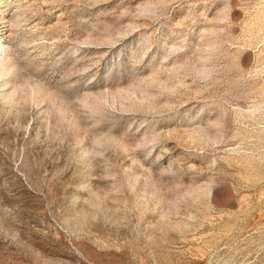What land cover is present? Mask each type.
<instances>
[{
  "label": "rangeland",
  "instance_id": "rangeland-1",
  "mask_svg": "<svg viewBox=\"0 0 264 264\" xmlns=\"http://www.w3.org/2000/svg\"><path fill=\"white\" fill-rule=\"evenodd\" d=\"M0 264H264V0H0Z\"/></svg>",
  "mask_w": 264,
  "mask_h": 264
},
{
  "label": "bare ground",
  "instance_id": "bare-ground-1",
  "mask_svg": "<svg viewBox=\"0 0 264 264\" xmlns=\"http://www.w3.org/2000/svg\"><path fill=\"white\" fill-rule=\"evenodd\" d=\"M0 45H1V43H0Z\"/></svg>",
  "mask_w": 264,
  "mask_h": 264
}]
</instances>
